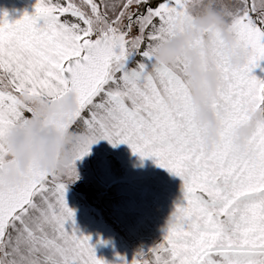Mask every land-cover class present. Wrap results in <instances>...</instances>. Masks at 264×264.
Returning <instances> with one entry per match:
<instances>
[{
  "label": "snow or ice",
  "instance_id": "6c2138e0",
  "mask_svg": "<svg viewBox=\"0 0 264 264\" xmlns=\"http://www.w3.org/2000/svg\"><path fill=\"white\" fill-rule=\"evenodd\" d=\"M206 3L37 0L32 14L14 22L4 13L0 157L7 136L33 114L25 94L57 105L74 94L78 109L62 127L79 140L62 171L33 166L14 184L0 159V264H108L67 201L68 186L79 179L76 162L100 140L128 144L183 181V199L163 238L131 261L119 257V264H264V121L250 122L248 115L264 111V79L255 75L264 61V0H214L246 60L233 65L220 33L212 32L219 83L206 103L220 129L211 149L208 126L196 120L189 65L179 57L174 64L156 59L157 46ZM134 54L141 59L128 70ZM249 123L251 131L237 143V130Z\"/></svg>",
  "mask_w": 264,
  "mask_h": 264
},
{
  "label": "clouds",
  "instance_id": "9594fccd",
  "mask_svg": "<svg viewBox=\"0 0 264 264\" xmlns=\"http://www.w3.org/2000/svg\"><path fill=\"white\" fill-rule=\"evenodd\" d=\"M218 31L225 44V50L233 65H241L246 54L236 48V41L229 29L223 12L215 7L214 0H207L193 19L177 30L166 42L160 43L156 59L160 63L174 64L183 58L189 65L186 76L190 81L192 102L197 106L196 120L208 126L206 146L211 149L219 141L220 122L207 107V101L215 94L219 83V72L211 55L212 32ZM203 38L198 48L190 47L194 40ZM24 103L33 107L28 122L7 136L2 157L7 166L5 179L10 184L20 182L35 166L46 171H62L72 161V149L79 136L71 129H65L69 116L78 109L75 95L61 104L52 103L44 96L22 97ZM250 122L264 121V111L249 112ZM54 121L47 126L48 121ZM251 131V123L237 130V143L243 144L244 137ZM15 161L14 164H11Z\"/></svg>",
  "mask_w": 264,
  "mask_h": 264
},
{
  "label": "crops",
  "instance_id": "0c3cea01",
  "mask_svg": "<svg viewBox=\"0 0 264 264\" xmlns=\"http://www.w3.org/2000/svg\"><path fill=\"white\" fill-rule=\"evenodd\" d=\"M36 2L37 0H0V19L5 12L8 13L10 22L20 19L25 12L32 14ZM40 23L43 24V21ZM140 59L141 57H136L126 65L127 69H135ZM263 69L264 61L255 69V75L260 77ZM129 149L128 144L113 146L107 140H100L92 146L90 159L101 181L108 187L103 206L111 212L118 224L126 230L134 231L132 236L147 250L163 238L171 214L183 199V181L179 176L158 166L153 158L146 160L130 157L126 151ZM115 150H119L121 157H114ZM110 154L113 158H110ZM103 157L108 165L102 164ZM147 162L154 168L152 180L147 178L149 176L145 174V168L142 171L141 167H133L136 164H148ZM102 165L106 166V172L102 171Z\"/></svg>",
  "mask_w": 264,
  "mask_h": 264
},
{
  "label": "rangeland",
  "instance_id": "374dc122",
  "mask_svg": "<svg viewBox=\"0 0 264 264\" xmlns=\"http://www.w3.org/2000/svg\"><path fill=\"white\" fill-rule=\"evenodd\" d=\"M233 2L234 0L223 1L225 4ZM136 57L137 55L135 54L130 56L126 64L132 63ZM260 78L264 79V69ZM126 151L130 157H140L139 154H134L131 148ZM100 156L99 161H101ZM114 157H121L119 150L114 151ZM110 158H113L112 154H110ZM102 162V164L108 165L104 157ZM147 163L139 164L138 166L136 164L133 167H141L142 171L145 168L147 171L145 174L149 176L147 178L152 180L154 168L149 162ZM76 166L79 172V179L68 186L67 201L69 207L75 211L77 227L85 235L91 236L97 256L108 261V264H119V257H125L131 261L132 258H135L136 253L144 250V248L132 236L131 233L135 234L134 231L132 232L131 229L126 230L121 224H118L115 218L112 217L111 212L103 206V198L108 187L101 181L91 162L90 154L82 160H78ZM101 167L102 171L106 172V166L102 165ZM78 184H81V186H78ZM76 187L90 189L93 193L91 202H88L81 193H78L75 189ZM101 240L104 243H101Z\"/></svg>",
  "mask_w": 264,
  "mask_h": 264
},
{
  "label": "trees",
  "instance_id": "16d2710c",
  "mask_svg": "<svg viewBox=\"0 0 264 264\" xmlns=\"http://www.w3.org/2000/svg\"><path fill=\"white\" fill-rule=\"evenodd\" d=\"M138 57V56H137ZM128 65V64H126ZM78 186H81V184H78ZM77 190L78 193H81L88 202H91L92 200V196H93V193L91 192L90 189H80L78 187L75 188Z\"/></svg>",
  "mask_w": 264,
  "mask_h": 264
}]
</instances>
